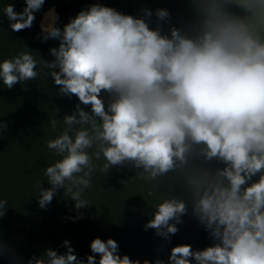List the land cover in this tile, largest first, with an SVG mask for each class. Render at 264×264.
Instances as JSON below:
<instances>
[{
	"label": "clouds",
	"instance_id": "9594fccd",
	"mask_svg": "<svg viewBox=\"0 0 264 264\" xmlns=\"http://www.w3.org/2000/svg\"><path fill=\"white\" fill-rule=\"evenodd\" d=\"M188 3L194 15L167 31V8L142 7L133 15L94 0L61 26L53 5L38 34L58 41L49 49L53 59L37 60L31 50L4 58L0 83L11 89L34 79L41 64L57 94L77 100L63 115V130L46 141L60 158L44 169L50 186L36 182L41 208L59 189L77 210L87 207L93 157L102 156L103 172L127 168L152 182L175 175L187 198L162 197L145 231L170 242L191 210L211 243L177 244L167 260L153 261L132 259L116 239L97 236L86 258L65 239V252L48 248L25 260L0 240L8 264H264V0ZM44 4L24 0L17 10L5 2L0 12L19 32L33 26ZM50 124L55 130L56 117ZM7 128L0 120V129ZM7 203L0 198V216Z\"/></svg>",
	"mask_w": 264,
	"mask_h": 264
},
{
	"label": "water",
	"instance_id": "95a60500",
	"mask_svg": "<svg viewBox=\"0 0 264 264\" xmlns=\"http://www.w3.org/2000/svg\"><path fill=\"white\" fill-rule=\"evenodd\" d=\"M14 2L17 10L24 0H0ZM94 0H45L43 8L36 13V21L29 29L14 32L7 18L0 12V60L23 50H31L37 60H51V47L58 41L39 38L40 19L53 5L60 17V25L68 22L86 5ZM104 3L125 13L140 14L142 7L167 8L171 13L169 23L163 24L167 31L171 26H180L194 14L188 0H103ZM156 26V17L150 18ZM38 75L26 82H19L8 89L0 83V120L8 121L7 129H0V198L7 199V211L0 216V240H6L15 251L27 260L33 253L43 256L48 248L59 253L65 239L70 240L80 257L90 253V242L99 236L112 237L119 243L121 254L132 259L167 260L171 248L188 243L194 249H202L211 243L208 233L189 213L183 216L179 231L170 242L162 241L154 229L144 230V224L152 218L153 205L166 195L187 198L177 185L174 174L161 177L157 182L138 178L127 168L113 167L110 172L101 171L103 157L94 159L96 168L91 175V184L84 190L87 207L77 210L74 201L59 189L47 208L38 203L36 182H44L45 167L60 158L49 149L46 141L63 130V115L70 114L77 100L57 94L49 71L37 64ZM52 117L57 127H51ZM90 152L93 149H89ZM123 178V183H120ZM152 188V194L148 189ZM82 213L79 219L73 220ZM161 244L164 247L161 248ZM0 264L8 261L0 258Z\"/></svg>",
	"mask_w": 264,
	"mask_h": 264
}]
</instances>
